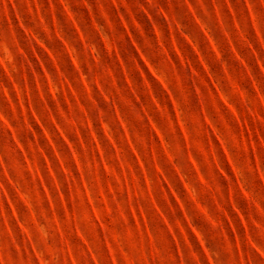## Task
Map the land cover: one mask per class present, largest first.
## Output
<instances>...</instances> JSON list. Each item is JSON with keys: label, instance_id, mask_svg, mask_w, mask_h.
<instances>
[{"label": "rangeland", "instance_id": "1", "mask_svg": "<svg viewBox=\"0 0 264 264\" xmlns=\"http://www.w3.org/2000/svg\"><path fill=\"white\" fill-rule=\"evenodd\" d=\"M0 264H264V0H0Z\"/></svg>", "mask_w": 264, "mask_h": 264}]
</instances>
